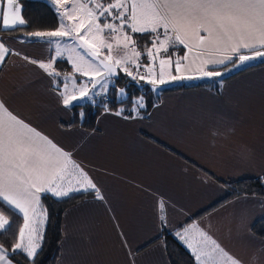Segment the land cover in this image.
Segmentation results:
<instances>
[{
  "label": "crops",
  "instance_id": "1",
  "mask_svg": "<svg viewBox=\"0 0 264 264\" xmlns=\"http://www.w3.org/2000/svg\"><path fill=\"white\" fill-rule=\"evenodd\" d=\"M43 1L56 12L60 26L57 7ZM10 31L0 16V42L20 53L0 64V101L71 153L103 196L65 211L58 264H170L163 226L176 233L192 221L242 264H264V239L252 231L264 218V197L238 196L197 217L229 195L228 183L264 176V65L233 75L222 72L217 76L221 92L205 87L161 91L148 116L105 111L96 129L88 130L73 125V107L84 101L65 107L53 90V79H63L65 71L56 62H65L66 53L54 63L61 77H50L24 57L48 62L55 46H49L48 38L26 40ZM191 61L187 76L199 77L200 60ZM174 84L181 83L168 86ZM58 89L63 91L62 85ZM70 179L79 187L78 175ZM89 191L95 193L75 192Z\"/></svg>",
  "mask_w": 264,
  "mask_h": 264
},
{
  "label": "snow or ice",
  "instance_id": "2",
  "mask_svg": "<svg viewBox=\"0 0 264 264\" xmlns=\"http://www.w3.org/2000/svg\"><path fill=\"white\" fill-rule=\"evenodd\" d=\"M57 7L61 22L54 31L28 33L30 38H48L49 46H55V56L48 62L24 57L37 65L48 76L57 78L54 63L68 53L66 60L73 73H66L62 80L53 79V90L58 91L62 103L69 107L74 102L89 98V92L99 87L106 90L110 79L121 69L133 80L146 69L148 83L163 85L165 70L175 66L180 73L200 60L199 77L168 75L171 80L212 78L223 75L209 70V66L232 63L234 67L264 58V0H50ZM2 26L15 30L27 22L21 15L18 0H0ZM64 11L60 12L59 9ZM65 18L72 23H65ZM135 34H148L151 46L141 49ZM56 38V39H53ZM69 39L71 44L61 45ZM184 49V54L179 55ZM106 50V52H105ZM116 55H113V53ZM220 57L217 58V54ZM250 53V54H244ZM10 54L20 55L0 42V64ZM143 57L148 63L141 65ZM175 57V60L173 59ZM235 58V59H234ZM159 62V79L154 66ZM237 61L239 63H237ZM131 66V67H130ZM86 79L79 82L75 74ZM69 82L71 90H69ZM91 84V89L88 85ZM62 85L63 91H59ZM124 89H120L123 95ZM95 92V95H99ZM144 108L143 98L137 101ZM123 110H121L122 112ZM133 111H137L136 108ZM117 112L116 115H120ZM126 119L128 117H125ZM78 175L76 187L70 179ZM67 182V187L65 186ZM94 190L103 199L99 188L87 172L72 159V154L58 147L49 137L14 114L0 101V208L20 213L23 224L11 246V253L0 243V264H13L17 252L34 262L41 248L42 228L47 219V209L41 203L42 196L50 193L57 198L67 197L71 192ZM164 204L160 203L163 210ZM165 219L161 216V220ZM12 231L9 217L0 211V238ZM195 231L202 238L193 243L187 239ZM176 235L192 249L197 264H242L198 225L184 228ZM199 245V246H197Z\"/></svg>",
  "mask_w": 264,
  "mask_h": 264
},
{
  "label": "trees",
  "instance_id": "3",
  "mask_svg": "<svg viewBox=\"0 0 264 264\" xmlns=\"http://www.w3.org/2000/svg\"><path fill=\"white\" fill-rule=\"evenodd\" d=\"M22 5L24 8V18L27 23L25 26L10 31V34L20 36L26 40H35L36 38H30L28 33L36 31H54L59 27L58 15L47 2L43 0H23ZM134 39L137 40V44L141 49H143L145 45L151 46V40L148 34L143 36H141V34H135ZM179 53H181V51ZM141 63L143 65L148 63L147 57H143ZM261 65H264V58L254 65L245 66L244 69L248 70ZM65 66H68V71L65 70L63 74L71 73L66 61H57L55 65L59 71L63 70ZM217 79L220 78L213 77L211 83L206 79H200L197 83L192 84H174L164 87L163 91L173 92L207 87L221 92L222 86L221 83L217 82ZM215 83L218 84L213 86L212 84ZM149 84L150 83H145V81L140 83L132 82V78L120 69V78L115 80V84L109 87L106 92V99L97 98L92 102L88 101L74 105L73 113L75 120L73 125L88 130H95L99 116L105 111L118 112L123 110V114L134 116L135 112L133 109L137 107V103L133 100L140 97L143 98L145 107L139 111L144 116H148L157 103L156 97L152 94ZM120 89H124L127 94L126 97L122 99L119 98ZM227 186L229 188V195L219 203H216L213 207L198 214L197 217H201L216 208L219 204L226 201L228 202L238 196L252 195L264 197V176L235 181L228 183ZM94 197H96V193L90 191L75 192L62 198L52 196L50 193L44 194L41 203L43 207L47 209V219L42 229L41 248L38 250V255L35 257L34 262H31L28 261L23 254L17 252L11 257L13 262L15 264H58L61 254L60 244L63 239V216L65 211L86 199ZM0 204H3V202L0 201ZM0 209L9 217L12 227L11 232L7 233L3 238H0V243H3L11 253V246L14 244L16 236H18L19 227L23 224V217L18 213H12L6 210V205ZM252 231L256 236L264 239V218L254 224ZM161 240L165 245L170 264H197L195 255L184 246L179 237L176 236V233L168 230L166 226H163Z\"/></svg>",
  "mask_w": 264,
  "mask_h": 264
},
{
  "label": "rangeland",
  "instance_id": "4",
  "mask_svg": "<svg viewBox=\"0 0 264 264\" xmlns=\"http://www.w3.org/2000/svg\"><path fill=\"white\" fill-rule=\"evenodd\" d=\"M65 43H69V44H71V41L68 40V41H66ZM65 43H64V44H65ZM184 51H185V50H183V53L181 54V56L184 54ZM67 55H68V53H66V57H67ZM113 55H116V53L114 52ZM173 59L175 60V57H173ZM261 59H263V58H257V59H254V60H250V61H247V62H245V63L239 65L238 67H234V66H232V67H230V69H229L228 71H227V70H223V69H221V70H219V72H221V73H222V72H227V73L229 72L227 75H233V74H235V73H238V72H240V71H243V69H244L245 66H247V65H249V66H250V65H254L256 62H258V61L261 60ZM65 61L67 62L66 59H65ZM67 63H68V65H69V70L71 71V73H73V68H72L71 64H70L69 62H67ZM184 63L189 64L190 67L192 66V65L190 64L189 61H188V62H184ZM237 63H239V62L237 61ZM141 64H142V63H141ZM146 64H147V63H146ZM144 65H145V64H144ZM130 67H131V66H130ZM190 67L182 68L181 71H180V73H177V72L175 71V66L173 65L171 68H167V69L165 70V79H166V81H167L165 84H163V85L157 84L156 86H154L153 84L150 83L149 85L151 86L152 94L156 97V100L158 99V95H159V93H160L161 91L164 90V86H165V87H168V85L173 84V83L192 84V83H197L198 81H200L199 78L173 81V80H171V77L168 75V73L170 72L171 75H173V76H175V75L187 76V70H189ZM257 67H258V66H257ZM64 69H65L66 71H68V66H65ZM131 70L133 71L134 75H137V78H136L135 80L132 79V82H138V83H140V82H144V81H145V83H148L147 78L144 79V81H142V80H138V79H140V78H139L140 75H145V76L147 77L146 69H145L143 66L140 68V70H139V74H137L135 68H132ZM154 70H155V73H156V79L158 80V79H159V62H158V61L156 62L155 66H154ZM209 70H210V69H209ZM75 76H76V79H77L78 83L86 79L85 77L80 76V74H78V73H76ZM202 79H206V80L209 81L210 83L213 81V77H212V79H210V78L208 79L207 77H204V78H202ZM217 82L220 83V82H221V79H217ZM111 84H112V85L115 84V81H113V78L110 79V81H109V83H108V86H107V89H109V87L112 86ZM217 84H218V83H215V84H212V85H213V86H216ZM88 87H89V89H91V84H89ZM205 88H207V87H205ZM69 89H71V83H70V82H69ZM192 89H193V88H192ZM187 90H188V89H187ZM107 91H108V90H107ZM107 91H106V92H107ZM95 92H100V94L98 95V97H96ZM106 92H103L102 89H100L99 87H97V89H95L94 91H91V90H90V92H89V98L80 99V100H81L82 102H83V101H84V102H88V101H95L97 98H103V99H106V98H107V96H106L107 93H106ZM126 95H127V94H126L125 90H124L123 95L120 94V90H119V98H120V99L126 97ZM140 99H141V97H140V98H137L136 100H133V101L137 103V101H139ZM143 102H144V101H143ZM155 105H156V104H155ZM155 105H154V106H155ZM136 109H137V111H134L135 113H139V112H140L139 110H141V109H139L138 104H137ZM9 221H10V220H9ZM255 223H256V222H255ZM255 223H254V224H255ZM45 224H46V223H45ZM45 224L43 225V227L45 226ZM193 224L196 225V222L192 221V222L189 223L185 228H187L189 225H193ZM253 226H254V225H253ZM183 230H184V229H183ZM183 230H180L179 232H180L181 234H183ZM177 232H178V231H176V233H177ZM189 234L194 235V237L191 238V241H192L193 243H196V242H198V241H200V240L202 239V238L198 235V233H196L195 231H191V232H189ZM176 236H177V235H176ZM197 236H199V238H198ZM182 242H183V241H182ZM183 243H184V242H183ZM184 244H185V243H184ZM185 246H186V245H185ZM197 246H199V245H197ZM186 247H187V246H186ZM187 248H188V247H187ZM188 249L193 253L192 249H190V248H188Z\"/></svg>",
  "mask_w": 264,
  "mask_h": 264
},
{
  "label": "water",
  "instance_id": "5",
  "mask_svg": "<svg viewBox=\"0 0 264 264\" xmlns=\"http://www.w3.org/2000/svg\"><path fill=\"white\" fill-rule=\"evenodd\" d=\"M117 73H118L117 75L112 77L115 80H118L120 78V70H119V68L117 69Z\"/></svg>",
  "mask_w": 264,
  "mask_h": 264
},
{
  "label": "flooded vegetation",
  "instance_id": "6",
  "mask_svg": "<svg viewBox=\"0 0 264 264\" xmlns=\"http://www.w3.org/2000/svg\"><path fill=\"white\" fill-rule=\"evenodd\" d=\"M120 70V69H119ZM115 81V79H113Z\"/></svg>",
  "mask_w": 264,
  "mask_h": 264
}]
</instances>
